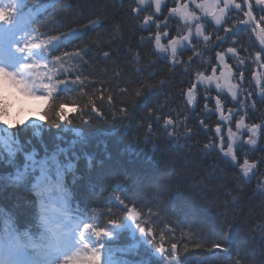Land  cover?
I'll return each instance as SVG.
<instances>
[{"label": "trees", "instance_id": "obj_1", "mask_svg": "<svg viewBox=\"0 0 264 264\" xmlns=\"http://www.w3.org/2000/svg\"><path fill=\"white\" fill-rule=\"evenodd\" d=\"M22 1L25 8L21 15L27 20L25 26L27 30L30 28L32 40L43 44L63 34L40 49L44 64L58 72L54 81H66L58 83L53 93L50 103L54 113L64 104V116L74 122L61 123L53 115L48 122L37 125L0 127L2 233L10 234L13 228L22 235L29 232L26 234L40 236L46 229L42 215L51 211L61 216L57 208L64 207L72 217L85 219L95 234L102 233L99 237L103 244L102 264H264V233L258 231L264 218L261 208L264 189L260 187L264 183V128L256 148L242 142L237 145V161L223 156L218 143L217 148L203 149L214 135L211 128L220 124L226 137L227 127L235 131L238 120L234 117L226 124L219 120L218 113L206 114L204 86L200 84L196 107L186 104V90L196 71L208 68L205 75H209L211 67L192 50H185L181 57L185 63L189 56L193 57L187 70L158 59L155 23L164 26L167 22L170 27L161 28V33L167 30L172 35L182 24L169 18L157 19L147 6H143L147 9L144 13H132L133 0ZM253 4L259 22L264 12L256 10L254 0ZM149 11L154 17L151 37L141 27ZM240 16L245 18L243 12ZM92 17L102 23L73 30ZM109 24H119L120 31H108ZM224 26L240 28L229 33L215 48L204 50L213 64H216L215 51L229 46L233 38L238 41L240 56L247 55L244 52L247 46L261 50L251 26L242 29L236 20ZM141 36L145 37L143 41ZM82 47L86 51H81L83 61L64 57ZM104 50L110 51L111 59L103 57ZM137 54L140 61L135 60ZM228 56L235 72L231 54ZM57 58L65 61L63 67ZM138 70L142 80L151 73L155 79L147 82L157 84L160 89L139 103L134 96L137 84L128 88L130 82L136 81ZM220 71L218 68L217 75ZM255 71L264 73V69L255 66L248 68L244 73L246 86L248 81L255 84ZM76 75L81 76L83 85L71 82ZM160 80L165 81L166 87L159 85ZM261 88L264 85L250 88L251 98H247V93L238 95V100L247 98L248 104L256 102V110L240 109L248 113L246 123H264ZM122 89H127L128 94L121 95ZM210 91L212 96L217 95L214 86ZM109 95L113 99L109 100ZM224 96L227 115V108H238V103L234 104L227 93ZM207 102L214 107L213 99ZM129 105V115H122ZM154 105L156 115L163 108L165 114L174 118V128L166 130L154 116L149 119ZM93 106L102 108L104 114L97 116L96 111L90 112ZM46 107L45 104L41 110L42 119ZM177 114L179 121L192 130L190 137L185 136L181 124L175 120ZM201 119L211 126L208 131L200 125ZM3 143H9L12 150H5ZM245 158L259 161L258 169L247 180L240 167ZM237 186L239 189H235ZM233 196L236 200L231 199ZM130 208L141 213V221H148L147 226L154 229L156 238L140 231L138 223L128 216ZM159 234L164 235L166 248L176 242L177 251L162 254Z\"/></svg>", "mask_w": 264, "mask_h": 264}, {"label": "snow or ice", "instance_id": "obj_2", "mask_svg": "<svg viewBox=\"0 0 264 264\" xmlns=\"http://www.w3.org/2000/svg\"><path fill=\"white\" fill-rule=\"evenodd\" d=\"M196 2H197V0H196ZM202 2H203V0H199V2H197V3H202ZM236 3L239 4L240 7L239 8L232 7L230 9H228L227 10V14H226V16H225V18L223 20V23H217L215 21V19L213 18V16L211 15V12L215 11L216 8L211 3V0H209V3H208V5L205 8V13H208V14H202V15H203V17H210L211 20L214 21L215 26H217L216 28L213 29V33H214V36H215L214 39H213V35L206 34L205 29H206V26L208 25V21L207 20H202L201 16H199L200 19L197 21V24L193 25L191 28H189V27L185 26L184 24H182L180 26V28L178 29L175 37L169 38L167 43L162 42V36L163 37H169V32L167 30H165V31H163L161 33V24L158 23V22L155 23V35H154V46H155L156 52L161 54V55L162 54H166L167 61H170L171 65H173V66L182 65V67L185 70H187L190 67V63H191L193 57L189 56L187 63L183 62L181 57L184 54V51L186 49H191L194 52L195 56L199 57L200 60L204 64H207V65L211 66L209 75H205V72L208 71V68H204L203 70H197L196 71L194 81L191 82L188 85L187 90H186V104L189 105V106H192V108L196 107V104H197V85L198 84L203 85L204 86V88H203L204 101H205V103L203 104V108H204L205 113L206 114L210 113V112L218 113L219 120L222 121V122H225L226 124L228 122H231L234 117H236L237 120L239 121L241 116H245L246 117L248 115L246 110L241 112L240 109H247L248 107H251L253 110H256V102L253 101L251 104H248L247 98H251V96L253 95V92L249 91V89L250 88L254 89L255 87H257V85H256V83L253 85L252 81H248L247 82V86H246L245 85V75H244V73H245V71L248 70V68H253L254 66L256 68H259V69H264V44H262L260 42V40L258 39V37L256 35V33L259 30V28L260 27H264V26H261L262 24H264V14L260 15L259 22L253 23V22L256 21V16H254L253 0H243V3L246 4V6H247V10L246 11H244V9L242 8V3L241 2H238V0H236ZM254 3H255V6H257L256 10H260V11L264 12V2H259L258 3L257 0H254ZM152 4H154V9H155V13L156 14H160L162 12V9H166L167 12L169 13V15L176 16V17H179V16L172 14L174 9H177L178 7H180V6L184 5V4H188V6H189V3H182L181 0H173V5L174 6L169 7L166 4V2H165L164 4H162L160 6L159 11H157L155 3L151 2V0L148 3H144L143 0H133L132 6H131V12L132 13H136V14L139 15L141 13H144L147 10L143 6H147L148 9H150ZM219 4H220V7H223V0H219ZM197 9H199V8H197ZM200 12H201V10H200ZM240 12H243V17H246V18H242L240 15H238V13H240ZM97 15H98V13H97ZM232 20H236L237 24L238 25H242V27L243 26H248V28H249V25L251 24V29H250L251 33L255 34V41H258L259 48L261 50H256L255 48H251L249 46L244 47V52L247 55H245V56L238 55L240 58L243 59V63L241 64L240 60L237 59V56H234L232 54V51H230V50H235V52L237 53L236 45H237L238 41L235 38H233L231 40V43H230L229 46H227L226 48H218V50L215 51V59H216V61L218 63L213 64L212 57L211 56H207L206 57L204 50L205 49H213V48H215L216 45H218L221 41L225 40L228 37L229 33H232L237 28H240V27H237V26L220 27V26L226 25V21H227L228 24H231ZM153 22H154L153 14L149 11L147 16L143 17V23H142L141 27L149 32V36L150 37H151ZM99 23H102V21L92 17L91 19L86 21L82 26L74 27L73 30H79V29L85 28V27H92L95 24H99ZM197 25H202L203 26V35H198L196 33L195 28H196ZM164 27L168 28V27H170V25L167 22H165ZM108 31H113V32H117L118 33L120 31V25L119 24H116V25L109 24L108 25ZM189 32H191V35H189ZM61 35H63V34H61ZM61 35L53 36L52 39H48V40L44 41L43 44L48 46L49 44H51L53 42V40L60 39ZM158 37H159V43L157 42V38ZM185 37H187V39H185ZM201 38H202V40H201ZM205 38H207V39H205ZM144 39H145V37L141 36V40L143 41ZM251 39H252V36H251ZM176 40L182 41L183 42V46L176 50V55L175 56H172V55L169 54V52H166L163 49L166 46H169L173 41H176ZM148 42L152 43L153 41H152L151 38H149ZM29 43H32V42H29ZM77 49H80V50H77ZM81 51H84V53L86 52L83 49V47L82 48H76L72 52L66 53L64 55V57L69 58L70 60L71 59H79V60L83 61V57L81 56ZM228 54H231L230 59L234 62L235 67H236V71L234 72V74H235L234 75V81H239V82H236V83L239 84L240 88H241V93L238 94V95L239 96H244V94L247 93V98L245 100H238V96H237V98L235 100H233L231 98V100L234 102V104L238 103V108H235V109L234 108H227V113L228 114L226 115L225 114V111H226L225 103H226L227 97H225L224 94L227 93V92H219V91H217V89H216L214 84L206 86L204 83H202L200 81L199 74L203 73L204 76H211L212 73L215 72L216 75H217V68H220L221 71H223L224 64L221 63V57H223L224 63L228 64L229 66H231L233 68V66L230 65L229 62H228V59H229ZM102 55L106 59H111L112 58L111 53H110L109 50H104ZM160 56H158V59H159ZM257 56H259V59H257ZM140 59H141L140 55L137 54L135 56V60L136 61H140ZM57 60H58V62L60 64V66L63 67V63L65 61L62 58H57ZM248 61H250L251 63H247V65H246V62H248ZM50 69H52V75L54 77H56L58 75V72L57 71H53V68H50ZM65 71H67V69H65ZM220 72H219V74H220ZM257 72H259V71H255L253 76ZM241 74H243V79L242 80H241ZM154 79H155V77L151 73H149V76L142 80L141 79V73L138 70V72L136 73V81L130 82L128 84V88L129 89L132 88L133 83L137 84V86L134 89V96L136 98H138L137 103H139V101L141 99L145 98L149 94L157 92V91L160 90V89H158L157 84L147 82L148 80H154ZM71 82L73 84H80V85L84 84V81L81 79L80 75H76L75 79H73ZM53 83L55 84V88H54V91H55V90H57V84L58 83L59 84H64V83H66V81L65 80H59V81H53ZM159 85H164L166 87L164 80H160L159 81ZM262 85H264V83H262L260 85V87ZM213 86H214L215 91L217 93L216 96H212L211 95V91L210 90L212 89ZM193 92L195 94V102L191 103L189 101V93H193ZM127 94H128L127 89H122L121 90V95H127ZM181 94L184 95L183 92ZM209 98L214 100V107H210L209 106V103L207 102L209 100ZM259 98L260 99H264V94L261 93ZM108 99L111 100V99H113V97L111 95H109ZM217 99H219L222 102V104H223V114L225 116H231L230 120L225 121V120L220 118L221 114H220V112H218L216 110V101H217ZM130 107H131L130 105L126 106V108L124 109V111L121 114L124 115V116H128ZM151 108H153L154 111H153L152 115L149 116V119H152L153 116H154L155 120H159L163 124V128L166 129V130H168L169 128H174V118H172V117L168 116L167 114H165L163 108L159 109V111L161 113L160 115H156L155 114L156 105H154ZM91 111H96L97 112V116H102L104 114L103 113V109L102 108L101 109H97L96 106H93V108L90 109V112ZM57 113H58L59 119H61V118L65 119L69 123H73L74 122V120L72 118H66L62 113H60V110ZM84 115L87 116V115H89V113H84ZM166 116H167V118H166ZM261 116L264 117V111L261 112ZM175 120L178 123L181 124L182 130L184 131L185 136L186 137H190L192 130L190 128H187V126L184 125V123L182 121H179V114H177V116L175 117ZM86 121H87V123L91 122L90 120H82V122H84V123H86ZM199 123L204 128L205 131H208L209 128H211L210 125L205 123L204 119H201L199 121ZM236 123L234 125L235 129H236ZM249 124H251V125L259 124L260 125V128L258 130V135H259V140L257 142V145H258V143L260 144V142H261L262 128H264V123H249ZM230 129L233 131V128L231 126H228L227 127V135L225 137L222 134V126L220 124H216L214 126V129L211 128L212 132H214V135L209 139L208 143H205L203 145V149H211L213 146H215L217 148V143H218V151L220 153H222L223 156L231 157V159L233 161H237L238 160L237 153H236L237 145H234L232 153H229V146H230V143H231V141L229 140V130ZM152 130L153 129H150L149 133H151ZM245 133H246V135H245ZM168 134L169 135H173V133L169 132V131H168ZM250 135H251V133L248 130H245L243 132L244 139H245V136H246V139H247ZM241 142L244 143L243 140ZM249 165H252V167L250 169H249ZM258 165H259V161L258 160H256L255 162H251L250 159L245 158L243 160L242 164L240 165L241 172L243 173V176L245 178L251 176L255 172L254 170L258 169ZM260 187L264 188V183H262L260 185ZM262 192H264V191H262ZM231 199L232 200H236V197L233 196V197H231ZM261 208H264V203L261 204ZM128 216H130V218L133 221L138 223L140 231H142L146 235H152L154 238H156L157 234L154 231V229H152L151 227L147 226L148 225V221H146V220L145 221H141V213H139L135 208H130L129 209ZM262 226H264V225H262ZM101 235H102V233L96 232V236L97 237H100ZM163 241H164V235L159 234V245H160L159 246V251L162 254L166 253L168 251H171V252H176L177 251V243L176 242H172L170 248H166L164 246V244H163ZM215 247L219 248L220 246L217 245ZM85 250H87V248H85ZM79 255L80 254L76 255L75 257L78 258ZM90 257H94L95 259L100 260L101 256L99 255V249H97L96 251H92Z\"/></svg>", "mask_w": 264, "mask_h": 264}, {"label": "clouds", "instance_id": "obj_3", "mask_svg": "<svg viewBox=\"0 0 264 264\" xmlns=\"http://www.w3.org/2000/svg\"><path fill=\"white\" fill-rule=\"evenodd\" d=\"M143 2L148 3L150 0H143ZM151 2L155 3L156 9L159 11L160 6L165 3V0H151ZM189 2L194 4L195 8H199L202 14H208L205 13V8L208 5L209 0H203L202 3H197L196 0H189ZM257 2H264V0H257ZM211 3L216 8L215 11L211 12V15L217 23H223L228 9L232 7H240V5L236 3V0H223V7H220L219 0H211ZM172 14L178 15L183 24L189 28L196 25L197 21L200 19V17L196 15L195 10L190 9L188 4H184L177 9H174ZM8 15L9 13L0 11V22L4 21ZM195 31L198 35H203V26L197 25ZM189 35H191V32H189ZM256 35L260 42L264 44V27H260ZM185 39H187V37H185ZM157 42L159 43V37L157 38ZM182 46L183 42L176 40L169 46H166L163 50L169 52L170 55L175 56L176 50ZM46 47L47 45L42 43H28L21 47L20 51L31 56L34 49ZM230 51H232L234 56H237V59H239L242 64L243 59L238 56L235 50ZM257 59H259V56H257ZM221 63L224 64V67L219 75H216L215 72H213L211 76H204L203 73H200V81L206 86L214 84L217 91L227 92L231 98L235 100L238 94L241 93L240 85L234 81V70L231 66L224 63L223 57H221ZM242 79L243 74H241V80ZM253 80L257 87H260V85L264 83V73L257 72L253 76ZM53 81L54 76L52 75V69H50L47 64H42L35 60L31 63L23 64L21 69L16 72L0 68V124L8 126H23L31 120L48 122L49 118L53 115L58 116V113H54L53 105L50 103L55 88ZM261 93L264 94V88H261ZM34 101L43 102L47 105L43 111V119L34 114L37 110V105L33 103ZM189 101L191 103L195 102L194 92L189 93ZM65 107L66 105L64 104L59 105L60 113L63 115ZM30 109L32 111H30ZM216 110L220 112L221 119L225 121L231 119V116H225L223 114V104L219 99L216 101ZM59 120L61 123L67 121L62 118ZM259 128V124L251 125L246 123V117L241 116L236 123V131L229 130V140L231 141L229 153H232L233 146L240 144L242 140L244 144H247L250 148H255L259 140ZM245 130H248L251 133L247 139H244L243 137V132ZM251 167L252 165H249V169ZM89 227V225L85 226L86 229ZM137 227H139V225H137ZM65 264H73V262L66 261Z\"/></svg>", "mask_w": 264, "mask_h": 264}, {"label": "rangeland", "instance_id": "obj_4", "mask_svg": "<svg viewBox=\"0 0 264 264\" xmlns=\"http://www.w3.org/2000/svg\"><path fill=\"white\" fill-rule=\"evenodd\" d=\"M20 69H21V66H20ZM33 103L37 105V110L34 112V114L40 117V110H41V107L43 106V102L34 101ZM30 111H32V110L30 109ZM39 123H40V121L31 120L27 124H24V125H30V124L35 125V124H39ZM65 236H66V238L64 239V241H67L69 239V236H72L74 238L75 234L72 232V230H67V232L65 233ZM72 243H73V241H72ZM19 258L24 262V264H29V263L33 262L27 256L19 255ZM57 264H65V262L63 260H61ZM74 264H79V261H77ZM80 264H92V262L88 261V262L80 263Z\"/></svg>", "mask_w": 264, "mask_h": 264}, {"label": "bare ground", "instance_id": "obj_5", "mask_svg": "<svg viewBox=\"0 0 264 264\" xmlns=\"http://www.w3.org/2000/svg\"><path fill=\"white\" fill-rule=\"evenodd\" d=\"M245 179L247 180L248 177L245 178ZM235 189H239V187L237 186V187H235ZM261 196H262V198H264V193L263 192L261 193ZM262 225H264V218L262 219L261 223L258 224V231H259V233H264V226H262Z\"/></svg>", "mask_w": 264, "mask_h": 264}]
</instances>
